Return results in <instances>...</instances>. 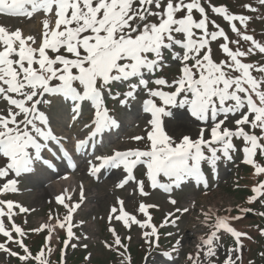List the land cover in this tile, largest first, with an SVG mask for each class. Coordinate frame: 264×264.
<instances>
[{"label":"snow or ice","instance_id":"1","mask_svg":"<svg viewBox=\"0 0 264 264\" xmlns=\"http://www.w3.org/2000/svg\"><path fill=\"white\" fill-rule=\"evenodd\" d=\"M205 2L212 13L229 24L237 39H230L225 30L210 19L202 0H0V14L32 18L35 13L43 12L45 17L42 41L36 47L33 46L37 44L35 37H25L19 29L10 32L0 26V101L5 102V107L0 109V159L4 161L0 166V179L10 173L19 177L32 172L36 162L54 168L42 156L50 142L61 144L49 116L40 107L51 105V98L61 97L70 103L74 121L83 104L90 103L94 109L91 124L85 125L92 130L75 145L76 151L80 152L87 149L90 142L94 146L97 137L106 130L119 126L105 105V93L113 99L122 96L121 105H127L137 98L139 91L146 95L142 109L151 116L148 121L151 130L147 131L146 137L134 136L132 139H146L147 147L97 156L98 164L89 161L91 175L96 176L102 169L122 167L127 175L117 186L123 187L136 180L133 170L143 165L153 188L170 191L172 185L179 186L188 179L207 187L202 165L207 163L215 168L218 161L231 160L232 153L238 150L244 154V163L254 168L255 175L264 174V165L254 159L257 154L264 156V64L243 59L257 52L264 54V43L247 34L251 17L231 13L227 6L213 5L211 0ZM258 2L264 6V0ZM244 8L257 11L251 4H245ZM237 22L245 31L237 27ZM218 40L222 41L218 47L224 56L219 61L213 58L211 48ZM241 41L250 42L246 50L240 46ZM168 57L178 65V75L171 81L156 76L157 72L171 66ZM122 84H127V91L113 96V85ZM150 84L154 86L150 87ZM173 108L186 109L191 118L202 122L196 138L183 135L177 141L164 130L163 118L170 117ZM230 117L234 118V127L225 126ZM234 139L242 141L241 148H237ZM60 151L71 161L67 150L61 147ZM160 176L167 178L168 183H160ZM16 184L15 179H8L0 186V194L16 191ZM137 184L141 194L146 195L143 181H137ZM252 192L254 195L249 197V203L264 197V181L254 185ZM83 198L81 186V202ZM56 199L67 209L64 221L57 219V225L66 227L71 239L74 236L72 215L80 203L69 205L64 202L63 195ZM171 203L176 202L172 200ZM118 204L119 209L111 208L109 222L115 219L123 221L125 227H130L131 223L150 227L151 231L143 233L145 242L159 247L157 229L151 225L147 212L148 207L154 205L140 204L139 211L148 216V221L141 223L124 210L123 200L118 199ZM15 209L21 213L29 211L14 201L0 199V234L6 238L0 243V251L17 257L22 264L29 260L48 264L43 248L33 256L24 243L26 234L13 219ZM118 211L119 214L113 216ZM177 211L187 212L188 209ZM260 215L264 216V212ZM4 217L10 228L6 227ZM205 217L207 219V213ZM228 220V217H216L213 230L207 238H201L197 248L209 260L217 257L218 232L223 230L234 238V247L226 250L223 264H237L241 257L236 255L234 258L233 253H239L242 238L247 237V233L233 228ZM168 222L166 218L165 223ZM54 227L46 224L33 231L48 228L46 239L51 240ZM109 231L114 243H106V247L126 251L127 247L115 229L109 228ZM260 231L264 234V229ZM69 239L63 241L65 248ZM10 243L17 245L23 254L12 251L7 246ZM179 245L177 240L172 251ZM200 250L195 257L188 256L192 264H202ZM51 252L49 247L48 253ZM162 255L171 259L170 252Z\"/></svg>","mask_w":264,"mask_h":264},{"label":"rangeland","instance_id":"2","mask_svg":"<svg viewBox=\"0 0 264 264\" xmlns=\"http://www.w3.org/2000/svg\"><path fill=\"white\" fill-rule=\"evenodd\" d=\"M249 3L248 0H211V4L216 6H227L228 10L231 13L239 14L241 9V6ZM256 6H259V2H256ZM205 8L208 11V15L210 19H213L216 21L217 24H219L225 32L228 34L229 38H231V29L229 24L223 20L222 17L215 15L212 13L211 9L208 6V3L205 4ZM43 12H37L35 13L32 18L24 17V16H5L0 14V26H3L8 31H15L17 29L21 30L23 36H33L35 37L37 44L33 45L34 47L38 46V44L42 41V34H43V19H44ZM54 19V18H53ZM211 29V25H210ZM222 41H216L213 42L211 45L212 48V55L214 59L218 58H224L223 53L219 49L218 45ZM31 43V42H29ZM174 62V61H173ZM177 63H175L176 65ZM174 66V65H173ZM54 100V97L51 98ZM55 101V100H54ZM53 101V103H54ZM52 103V104H53ZM55 104L61 108L63 107V104L61 102H56ZM45 107H50L51 105H44ZM5 107V102L0 101V109H3ZM49 116L52 118V121L54 125L57 127L59 131H61L64 135H69L73 132L78 131V127H71L69 128L66 124L68 121V113L63 108L62 111L58 112L56 114V110L51 108L50 109ZM177 113L178 118L173 119L172 121L167 122L166 131L168 134H170L172 137H174L177 141L183 136V135H190L193 138L196 137V129H193V125L197 122L193 119H191L190 114L187 113L185 109H178L175 111ZM116 121L118 122V127L112 128L108 131H117V133L111 134L109 138H107V143L113 146L118 147H133L136 145L134 139L129 140L128 142V136L133 135L134 136H144L146 137L147 131L142 128V122L139 121V118L137 117V112H130L123 108L121 110V113L119 114V117L116 118ZM140 123V126L137 124ZM180 129V130H178ZM178 130V131H177ZM127 137V138H125ZM141 143H147V140H141ZM236 152L234 155V159L237 158ZM3 161V160H0ZM42 163L37 164V170L32 171L29 173V177L27 179V173H23L24 176H21L18 179V184L16 186L15 192V198H17V203H19L22 206H26L27 209H29L31 212L26 217V221L28 224L31 225H37L39 222L41 225H53L54 223H57V219L55 217V213L57 214L58 211L60 213L62 211L61 203L57 201V197L61 196L60 193L57 191L49 190V197H45L44 194H40V190L42 186V183L45 180L46 172L42 168ZM48 169V168H47ZM235 169V167H233ZM230 171L227 174L226 177L223 178V180L220 182L219 186H216L213 188L212 192L207 193L204 195V193L197 192L195 190H192L189 187H186L184 191L180 194V196L175 200V204L171 203L169 200V208L175 209L179 208L190 201H195L196 203H199V207L197 208L196 212L193 214H188L187 216H184L182 218L183 222V233H185V239L187 240L189 246L193 245L195 242L196 234H194L190 229L193 228V226L197 225V222H195V217L200 218L201 221V229L206 222V219H204L205 210L215 207L217 212L220 211L223 213L225 212H231L234 213L236 211L237 204L242 200L245 202L243 206L248 205L250 207V204L248 202V195L245 193V191H239L240 188L236 190H231L232 184L231 182V176ZM11 177V174H9L8 177ZM75 177L77 179H83L82 171L75 174ZM5 179V178H4ZM3 181V179H0ZM116 181V178H112V175L103 178L102 181L99 183H93L90 184L87 187V193L86 196V202L84 203V206L81 211L78 213H81L80 219H75L72 217L71 223H75L78 221L80 223V226L78 228L81 230L79 237L82 234V231H85L90 234V231L96 235L98 230V225H101V220L99 215H105L106 209L110 203H114V197L116 194H123L127 197V201L130 202L133 199V208L135 207V203L137 198H132L125 192H119L114 190V183ZM233 183V182H232ZM47 184V183H46ZM48 185V184H47ZM72 187V186H71ZM230 188V189H229ZM40 194V195H39ZM66 193H64V202L69 204L67 201ZM130 198V200H128ZM147 200L152 201H159V198L156 193L152 194ZM261 209L264 210V205L259 206ZM233 208V209H232ZM46 210L50 211L49 213H45L47 216H45L44 212ZM230 210V211H229ZM224 212V213H225ZM42 215V217H40ZM98 215V216H97ZM52 217L50 219L49 217ZM73 216V215H72ZM216 217H219L218 213L216 214ZM88 218V219H87ZM87 219V221H86ZM241 226V225H240ZM245 228V226H241ZM55 228V227H54ZM46 229V233L48 232V228ZM117 235L119 236H125L127 233L121 228L116 227ZM54 230L52 231V233ZM78 235V232H76ZM76 236V234H75ZM91 240V239H90ZM145 237H140V231L137 227L133 225V240L131 244H137L140 241H145ZM183 239H181L182 241ZM51 241L53 245H57L56 238L51 235ZM91 242V241H90ZM264 245V243H263ZM263 245L260 237H252L251 244L245 245V249L248 252V254L240 248L239 256L241 257L240 261L241 264H247L252 263L253 261L257 260L259 261V252L263 250ZM32 252V251H31ZM91 257H95V261L98 260L99 262H95L94 264H108L107 260L105 259V255H107L106 250H104L98 246L91 250L90 253ZM101 258L102 260L98 259L97 257ZM220 256H222L225 259L224 251L221 252ZM69 257V250H67L66 259ZM138 256H135L137 258ZM97 258V259H96ZM186 258V257H185ZM102 261V262H101ZM114 262H111L110 264H122L118 259L113 260ZM159 260H147L146 263L143 262L141 264H159ZM218 262V260H217ZM88 264V263H86ZM187 264V263H183Z\"/></svg>","mask_w":264,"mask_h":264},{"label":"bare ground","instance_id":"3","mask_svg":"<svg viewBox=\"0 0 264 264\" xmlns=\"http://www.w3.org/2000/svg\"><path fill=\"white\" fill-rule=\"evenodd\" d=\"M178 130H180V129H178ZM51 177H52V175H51ZM50 179L51 178H49V180ZM42 187H43L42 193H40V194H44L45 197H48L49 196V189H52V190L54 189L55 191L62 192V194H63L64 190H65L64 188H66V183H64L63 181L57 180V181H52L49 189L45 186H42Z\"/></svg>","mask_w":264,"mask_h":264}]
</instances>
